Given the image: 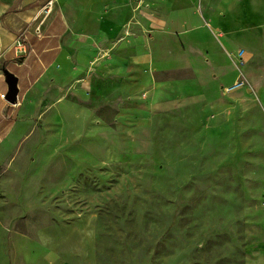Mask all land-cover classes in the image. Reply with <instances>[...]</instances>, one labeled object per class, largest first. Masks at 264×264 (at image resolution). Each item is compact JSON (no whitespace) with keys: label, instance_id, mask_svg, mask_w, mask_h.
<instances>
[{"label":"rangeland","instance_id":"1","mask_svg":"<svg viewBox=\"0 0 264 264\" xmlns=\"http://www.w3.org/2000/svg\"><path fill=\"white\" fill-rule=\"evenodd\" d=\"M226 2L214 21L206 0L198 47L129 9L88 54L68 32L71 71L42 80L8 155V187L34 175L40 194L28 211L8 201L23 238L8 264H264V22L229 21Z\"/></svg>","mask_w":264,"mask_h":264},{"label":"crops","instance_id":"2","mask_svg":"<svg viewBox=\"0 0 264 264\" xmlns=\"http://www.w3.org/2000/svg\"><path fill=\"white\" fill-rule=\"evenodd\" d=\"M49 1L0 0V95L5 94L4 99L0 97V264H8V239L14 246L23 239L19 231L21 219L8 221V205H11L8 201L17 194L21 206L28 211L39 202L40 195L32 187L34 175L29 182L27 179L19 182L22 185L18 192L12 186L8 187V155L28 141L31 119L37 111L34 98L42 80L53 74L55 68L71 71L67 57L69 50L64 45L68 32L85 38L82 46L75 50L77 55L88 54L93 48L92 43L116 37L123 30L124 13L129 9L135 16L143 12L148 19L147 27L155 35L158 31L168 30L169 22H174L184 41L197 47L205 44L202 36L210 35L203 27L206 0H101L99 5L92 4L93 0H63L68 7L58 6L59 0H53L49 7ZM220 5V0H213L211 20H219ZM224 5L228 9L225 18L231 22H245L255 27L264 22V0H227ZM145 6L146 12L142 11ZM69 7L75 11L74 19L68 16ZM96 7L99 10L92 12ZM91 15H96L94 20L99 30L96 35L86 31ZM140 43L135 41L133 51L145 49ZM163 45L166 44L156 39L148 42L150 52ZM170 45L178 47L174 42ZM7 74L16 80L14 103L8 102L6 97ZM214 109L217 111L218 108ZM218 110L219 116L224 115Z\"/></svg>","mask_w":264,"mask_h":264},{"label":"water","instance_id":"3","mask_svg":"<svg viewBox=\"0 0 264 264\" xmlns=\"http://www.w3.org/2000/svg\"><path fill=\"white\" fill-rule=\"evenodd\" d=\"M6 81L8 83V93L7 100L10 103H14L16 101L17 88H16V80L10 74L6 75Z\"/></svg>","mask_w":264,"mask_h":264},{"label":"built area","instance_id":"4","mask_svg":"<svg viewBox=\"0 0 264 264\" xmlns=\"http://www.w3.org/2000/svg\"><path fill=\"white\" fill-rule=\"evenodd\" d=\"M52 4H53V0H51V1L48 2V6H49V7H50ZM0 97L4 99V98H5V94H1Z\"/></svg>","mask_w":264,"mask_h":264}]
</instances>
